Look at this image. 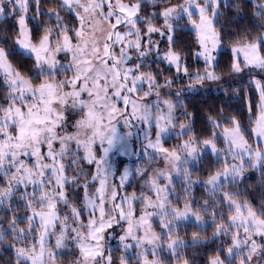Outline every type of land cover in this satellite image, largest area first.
Listing matches in <instances>:
<instances>
[{"label": "snow or ice", "instance_id": "6c2138e0", "mask_svg": "<svg viewBox=\"0 0 264 264\" xmlns=\"http://www.w3.org/2000/svg\"><path fill=\"white\" fill-rule=\"evenodd\" d=\"M144 2L59 0L57 8L48 10L50 17L55 18V25L44 28L38 41L33 42L28 13L31 3L37 5L39 12L40 0H0V16L19 13L14 44L30 54L35 70V75H25L9 60L12 52L0 46V74L6 85L0 96V177L5 182L0 186V204L12 198L17 186L24 185L21 198L29 211L25 217L14 216L11 220L13 239L17 242L11 245L15 251L14 264H56L57 254L53 248L65 249L69 241L78 250L71 264H113V256L110 251H105L103 241L107 230L121 221L127 227L120 240L125 242V250L133 248V244L126 242L128 239L135 242L138 249L136 264H162L157 253L164 247L172 253L177 264H190L187 258H182L185 241L174 235L175 222L193 217L202 224L205 222L202 212L212 217L213 236H228L231 241L224 250V257L217 252L210 264H264V200L257 208L239 193L223 191L224 181L235 183L246 167L264 168V147L249 142L240 121L234 116L228 118L229 126H222L209 117L213 132L205 139H199L191 132L190 120L181 123L178 135L188 138L172 149L164 147V137L177 127L174 123L177 105L171 99L162 98L160 89H170L174 81L165 78L159 83L156 73L142 70L145 61L141 58H147L153 51L160 55L158 42L151 38V34L160 33L168 42L163 60L174 66L177 74L182 72L190 78L189 88L205 81L220 80L215 53L222 44L214 25L220 0H204L203 4L185 0L184 4L165 7L159 13L164 19L163 31L155 26L152 17L140 14ZM61 9L74 12L78 26L64 23ZM260 9L256 15L264 17V4ZM184 14L197 35L201 50L195 56L205 62L203 73H190L183 63L182 51L177 49L175 27L170 21L178 20ZM194 16H198V21ZM260 27L264 28V24ZM144 37H147L146 41ZM130 50L135 51L140 61L131 66L128 63L132 60ZM62 52L71 54L67 65L57 59ZM231 52L232 73H241L245 68L264 72V33L251 40L247 37L238 39ZM68 71L72 72L71 77L57 79L58 74ZM254 83L260 102L250 131L258 140L264 141V83L260 80ZM179 95L177 92L176 96ZM152 96L155 99L146 102ZM77 110L79 119L71 124L75 131L69 132L67 113ZM249 111H252L251 107ZM185 115L191 114L185 112ZM133 121L148 124L144 131L145 149L162 154L171 169L154 170L145 180L154 197L145 192L137 196L133 192L118 200L117 186L109 181L112 175L109 156L113 149H126L127 137L132 132L121 133L119 126L122 124L131 129ZM153 125L154 140L150 138ZM216 128H222V132L218 134ZM220 137L226 145L223 149L217 147L216 140ZM205 148H210L222 159L221 167L205 181L211 186L213 195L220 193L221 199L211 201V211L207 200L197 209H193L187 199L183 208L173 207L169 199L174 191L172 172L182 174L191 183L189 169L183 165L189 158L195 160ZM26 157H31V161ZM81 161L94 165L95 171H86ZM137 172L143 174L140 169ZM129 175L125 169L120 177V187ZM161 178L166 181L163 185L159 182ZM29 185L33 188L31 192L26 190ZM76 189L82 190V196L77 194L75 200L70 199ZM134 201L141 202L139 216L135 215ZM61 204L68 209L64 215L59 208ZM225 206L228 209L226 219L223 218ZM82 210L89 211L86 223L81 219ZM154 216L159 217L160 232L153 227ZM18 219L26 227H19ZM5 235L0 231V241ZM50 236L55 237L54 245L48 243ZM198 239V233H193V241ZM149 252L153 257L151 260ZM130 259L121 255L119 264H129Z\"/></svg>", "mask_w": 264, "mask_h": 264}, {"label": "trees", "instance_id": "16d2710c", "mask_svg": "<svg viewBox=\"0 0 264 264\" xmlns=\"http://www.w3.org/2000/svg\"><path fill=\"white\" fill-rule=\"evenodd\" d=\"M264 0H220V7L218 15L214 20V25L219 31L221 36V44L229 45L242 37H247L249 40L256 37L264 28L260 27L264 24V17L257 16L256 13L261 9L258 6L260 2ZM59 0H40L39 12H37V5L31 3L29 12L35 16V19L28 20L29 28L32 29L33 42L38 41L39 35L43 33L44 28L55 25V18L50 17L48 14L49 9L57 8ZM148 7V3L145 1L141 10ZM156 6V4H152ZM19 13H13L11 15L0 16V46H4L6 50L12 52L9 60L11 63L25 75H35L33 68V59L30 55L23 54L16 49L14 41L18 34V25L16 23ZM60 15L64 17V22L69 25L76 26L77 19L75 16L65 10H60ZM175 35L177 38V49L182 51L185 60V66L190 70H202V61L193 58V52L197 47L196 32L185 27L188 24V20L185 17H181L175 22ZM161 49L168 47L167 39H161ZM233 55L230 50L222 48L217 54V62L219 67L216 68V72L222 78L230 77L233 73L230 71ZM156 61V62H155ZM159 64L162 68L166 63L162 60H154L150 68H155V65ZM180 84L186 85L190 79L175 80ZM6 85L3 83V75L0 74V96L3 95ZM259 94L252 86L251 82L247 79H240L235 82H231L225 85L224 89L207 92H198L188 95L187 93L181 94V99L175 102L176 110L179 112L177 117L185 119L187 122L190 120L191 132L199 139L209 138L213 132V124L209 120V117L215 118L222 126H229L228 118L236 117L242 125V130L245 132L246 138L249 142L253 140V134L251 128L254 126L251 121L255 120L256 113L258 112ZM251 107L252 111H249ZM185 112L191 114L186 116ZM215 131L219 134L222 132V128H216ZM187 136V135H185ZM174 138V137H173ZM222 139H217L216 143H221ZM223 157V155H220ZM230 159V158H229ZM197 162L191 168V174L199 179L208 178V176L214 173L221 167L222 159L217 156H213L210 151L203 152V154L196 159ZM125 163L135 164V158L126 159L119 157L114 164L115 171L117 172L120 167ZM82 166L86 171L89 170V165L86 162L81 161ZM70 175L72 173H69ZM135 183L136 179L134 180ZM5 182L0 177V186H4ZM178 190L182 191L180 186L185 187L182 180L174 181L173 184ZM189 190L184 195L173 197V202L176 205L183 207L185 200L187 199L192 203L193 209L199 208L204 201H209V210H212L211 201L213 199H221L220 193H213L200 185H194L190 188V185H186ZM229 186L233 188V192L240 194L242 198L249 199L253 205L257 208L260 207L261 201L264 200V168H247L241 177H238L235 183L229 180ZM136 187V184H135ZM27 192L33 190L32 186H27ZM25 192V186L19 185L14 191L11 199L4 201L0 204V231L4 232L5 239L0 241V264H14L15 251L11 246L17 243L13 239V233L10 227L11 220L15 216L17 218L25 217L29 214L28 209L25 207V201L21 198ZM77 194L82 196V190L76 189L70 199L75 200ZM82 203V200L80 201ZM79 205V204H78ZM61 209V215L68 212V209L64 205H59ZM224 219L227 218L228 209L225 206L223 208ZM204 215L205 222L198 224L195 222H175L174 235L180 237L185 241V246L182 250V258H187L190 264H209L210 259L220 252L221 258L224 257V250L231 243L228 236H213L215 231L212 217L207 213H201ZM170 219V218H169ZM19 227H26V224L20 223L18 219ZM153 227L157 232L161 231L160 220L153 222ZM58 230V229H57ZM193 233H198L199 239L193 241ZM55 238V237H54ZM31 239V238H30ZM260 238L258 237L257 240ZM49 241V240H48ZM50 245H54V242H50ZM113 256V264H119V257L121 256L120 249L118 247H111ZM164 253L163 264H175L176 259L172 256L170 251L162 250ZM78 250L75 244L72 243V251L68 252L67 256L70 259H76ZM57 254V258H59ZM132 264H136L135 260H130Z\"/></svg>", "mask_w": 264, "mask_h": 264}, {"label": "rangeland", "instance_id": "374dc122", "mask_svg": "<svg viewBox=\"0 0 264 264\" xmlns=\"http://www.w3.org/2000/svg\"><path fill=\"white\" fill-rule=\"evenodd\" d=\"M145 1L148 3V7L146 5L147 8H144L143 10H141L140 14L143 16L152 17L153 23L155 24V26L160 27L162 29V31H163L164 19L162 16L159 15V13L162 12L165 7H172V6H176V5L185 3V0H155V2H153V0H145ZM124 2L127 3L128 0H124ZM197 2L200 4H203L204 0H197ZM153 3L156 4V6H152ZM262 4H264V1L260 2V4H258V6L260 7V5H262ZM65 10H67V9H65ZM105 10H107V8H105ZM67 11H69V10H67ZM193 11H195V10L193 9ZM69 12H71L75 16L74 12H72V11H69ZM210 12H211V8H209V13ZM153 14H156V15L153 16ZM33 16L34 15L32 13H30V12L28 13V17L30 19H32ZM181 17H185L188 20V17L186 14L182 15ZM193 18L197 19V21H198V16H194ZM175 21H176V19H173L170 21V23H173V25H175V23H174ZM140 24L143 25V21H141ZM28 26H29V24H28ZM76 26H78V21H77ZM185 27H188L189 29L195 31L189 22H188V24L185 25ZM123 30H124L123 26H121V31H123ZM143 30L144 29L142 28V34H143ZM261 33H264V31H262ZM196 37H197V35H196ZM151 38L154 41L158 42L157 50L159 51L160 55H157V51H153L152 53H150V55L147 58H141L142 60L145 61L144 67L142 70L143 71H151L153 73H156L157 74V80L159 83H163L165 78H172L174 81L173 85L170 89L169 88L160 89V91L162 93V98L171 99L175 103L181 99L182 93H187L188 95H190L192 93L207 92L210 90L218 91V90L224 89L226 84L231 83V82H235L237 80L244 79V78H247L251 82L252 86L255 88V90L259 94V91L256 88V85L254 83L255 80H260L262 83H264V72H261L259 69L245 68L241 73H238V74L233 73L230 77L222 78L218 81H205L203 84H197L193 88L188 87V85L190 83H192V81H187L186 85L180 84L178 82L179 85H177L176 84L177 81H175V80H180V79L188 80L190 78L188 76H185L182 72L177 74L174 66L169 65L166 61L163 60V54L167 48L161 49L162 45L160 43V40L164 39V38L166 39V37L161 35L160 33H153V34H151ZM146 39H147V37L143 38L144 41H146ZM75 42L76 41L73 40V43H75ZM232 45L233 44L222 45L217 50L215 55L217 56L219 50L222 48L228 49L231 52ZM15 47H16V49L21 51L23 54L30 55L26 50L20 48L18 45H15ZM200 50H201L200 46L197 42V47L195 48V50L193 52V58L199 59L202 61V70H200V72L203 73V70L205 67V62H204L203 58L195 56V53L197 51H200ZM118 51H119V48L117 47V52ZM129 54L132 56V60L128 62L130 66L135 64V63L140 62L137 60V56H136L134 50H130ZM57 59H59L62 64L67 65L71 61V54L70 53H63V52L59 53L57 56ZM156 59L162 60L166 63L164 68H162L159 64H156L154 69L150 68L151 64ZM241 59H242V57H241ZM183 63H184V65H186L185 60H183ZM242 67H243V65H242ZM195 69L194 70L189 69V72L195 73L197 71ZM71 75H72L71 71H68L66 73H60V74H58L57 79H64L65 76L71 77ZM145 89H146V86H145ZM177 92L180 93L179 97L176 96ZM154 99H155L154 96L149 97V98H147L146 102H151ZM259 102H260V94H259L258 104H259ZM258 111H259V109H258ZM67 115L69 117L68 131L69 132L75 131V129L71 127V124L74 123L76 119H79V111L77 110L76 112H69V113H67ZM178 115H179V112L175 108L174 123L177 125V127L175 129L171 130L170 133L168 135H166L164 137V140H163L164 147H167L169 149L174 148L178 143H182L184 140H186L188 138V136H185V135H178V133L180 132L179 125L181 123L187 122L185 119L177 117ZM148 127H149L148 124H146L144 122H137V121L132 122L131 129L125 128L122 124L119 126V130L121 133H127L128 131H131L132 135L127 137V145H126L125 150L121 151L118 148L113 149L112 153H110V156H109V163L111 164V170H112V175L109 177V181L111 184H114L117 186V191L119 194L118 200L120 197L131 194L133 192H135L137 194V196H139L141 192H145L146 194L153 195V197H154V193L150 192L148 190L147 186L145 185V180H147L153 174L154 170L159 169V170L169 171L171 169V165L167 164L164 161L162 154H157V153L153 152L152 149H145L144 146L146 145V140H145L144 131L146 129H148ZM150 138L153 140L155 139V126L154 125L152 126V135ZM219 139H222V140H221V143L217 144V147L221 148V149L225 148L226 145L223 141V138L220 137ZM250 143H252L254 146L256 144H259L261 147H264V141L258 140V138H256L254 134H253V140L250 141ZM56 147H59V145L57 144ZM73 147H75V145H73ZM206 151H210V153H212L210 148H205L197 158H199L203 154V152H206ZM99 154L100 153H98V155ZM80 155H83V153L81 152ZM212 155L217 156L214 153H212ZM220 155H223V153H221ZM119 157L126 158V159L135 158L136 163L135 164L125 163L116 172L114 164L116 163V161ZM25 159L31 161L32 158L26 157ZM196 159L192 160L191 158H189V162L186 165H183V167H187L189 169L190 180L192 181L191 183L186 181L182 174L178 175L175 172H172V177H173L172 188L174 189V191L172 192V194L169 197L171 202H173V197L184 195L185 192L187 190H189V188L186 185H190V188L194 185H200V186H203L206 189H209L211 191V186H209L205 183V181L208 178L199 179V178H197L191 174V168L197 162ZM125 169H128L130 175H129L128 180L124 183L123 187H120V177H121V175H123ZM137 169L142 170L143 174L138 173ZM89 170H90V172H94L95 166L89 165ZM135 179H136L137 183H135V181H134ZM177 180H182L184 182V184H185L184 188H183V186L178 185L184 190L180 191L173 185L174 181H177ZM159 182L161 185L166 183V181L163 178H161V180ZM224 183L226 184V187L223 189V191L233 192V188L231 186H229V181H224ZM135 184H136V187H135ZM141 206L142 205H141L140 201H134L133 202V207L135 209V215L136 216H139ZM172 206L173 207H179L176 205V202L172 203ZM125 207H127V205H125ZM180 208H183V207H180ZM88 217H89V211L88 210H82L81 219L85 223L87 222ZM169 218L171 219V217H169ZM157 219L159 220V217H157V216L152 217V222H154ZM181 221L197 223L193 217H189L187 220H179L176 222H181ZM68 223L70 225L72 224L71 219L68 221ZM126 227H127L126 223L124 221H121L119 225H114L113 228L108 229L107 232L105 233V239L103 241L104 248H105V251L107 252L108 250L112 249L111 248L112 246L118 247L120 249L121 255H126L128 257H131L130 260H135V254L138 251V249L135 248V242L132 241L131 239H128L126 242L133 244V248L125 250L124 246H123L125 242H122L120 240V236L124 235V229ZM139 234H142V233H139ZM48 240H49L48 243H50V242L55 243V238L52 236L48 237ZM162 250L169 251V250H167L166 247H164ZM162 250H159L157 255L160 257L162 264H163V257L165 256V254L160 252ZM53 251H55L56 254H59V256H60L59 258H56V264H71V262L74 260V259H70L67 256L68 252L72 251V242L71 241L68 242L67 248L60 249V250L53 248ZM148 258L150 260L153 259L151 252H149ZM129 264H132V263L129 262ZM175 264H177V263H175ZM209 264H210V261H209Z\"/></svg>", "mask_w": 264, "mask_h": 264}]
</instances>
